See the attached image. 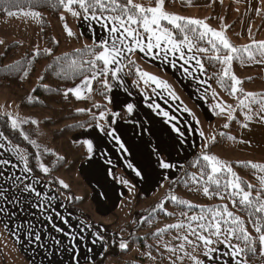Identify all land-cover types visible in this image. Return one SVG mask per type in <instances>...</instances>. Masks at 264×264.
<instances>
[{
  "label": "rangeland",
  "instance_id": "rangeland-1",
  "mask_svg": "<svg viewBox=\"0 0 264 264\" xmlns=\"http://www.w3.org/2000/svg\"><path fill=\"white\" fill-rule=\"evenodd\" d=\"M135 2L145 6H155V0H135ZM217 3L221 6H218ZM215 6L216 8L213 9ZM164 9L170 14L203 20L211 28L218 31L225 29L228 39L236 47L250 45L253 40H264V0H165ZM31 12L38 11L20 9L13 12L16 15L0 16V40L20 41L25 47L35 50L44 48L45 44L41 38L39 26L42 13L38 12L40 14L38 18L25 15V13ZM61 16L65 17V19L61 20ZM48 20L52 25L55 38L64 40L62 51L94 44V41L98 42L101 37H107V31L99 24L95 22L93 24L82 17H73L64 9L57 18L48 15ZM163 22L166 21H162V25H165ZM65 23L75 33L74 36L70 37L67 35L64 29ZM156 51L164 53L163 48ZM155 54L159 55L158 53ZM156 55L155 59H151V54L147 55V58L139 50L125 53L122 63L119 65L123 69L119 73V79H113L111 75L107 77L111 85L107 95L102 96L93 91L88 92L82 87L83 98L88 99L93 105L104 104L107 106L102 111L108 113L107 122L111 123L98 119V124L105 127L108 126L107 128L109 129H106V131L115 129L129 151L125 153L118 149L119 146L115 140L107 136L104 131H101L96 124L74 136L77 141L83 143L91 140L93 152L89 153L90 156L84 166L72 173L52 171L53 159L64 155L65 151L62 147L54 144L50 130L43 124V119L50 115L51 110L24 108L21 105V98L24 92L13 93L8 88L0 87V117L8 118L5 114H11L13 118L19 121L17 129L20 135L23 132L29 137V140L24 139L26 142L24 145L12 141L4 134V137L7 138L5 140L17 146L19 151L25 153L27 157L29 156V145L35 148L40 147L44 152H53L52 159L48 155H44V152H39L36 157L37 166L43 163L50 169L47 174L42 172L43 175H48L47 179L54 180L57 188H62L64 190L62 192L66 197L70 198V201L75 196L82 197L88 192L91 193V201L81 204L80 209L90 214L93 222H96L97 229L111 236H114L117 232L116 223H125L131 219L133 211L128 206V201L134 200L139 192H142L134 185L136 181L130 175V168L127 167L128 163H138L142 172L148 174L152 181L162 179L161 183H163L166 179L175 177L178 171V164H175L177 161L188 158L196 151L206 152L211 143L219 138H224L222 143H218L213 147V151L209 153L210 155H215L222 161H226L231 165L233 172L238 176H244L254 185L261 187L259 177L264 176V171L253 169L249 165V162L264 164V121H261L259 116L256 115L259 105L255 104L252 106V119L246 120V110L238 106V98H243L242 93L227 95L218 85L213 84L212 86H207L203 92L202 102L205 101L203 105L206 108L204 113V109L186 94L172 74L155 66L156 64L153 62L158 63L160 59ZM130 58H134L139 67L136 66L135 68L127 65ZM167 59H171V52L167 54ZM163 60L166 59L163 58ZM261 60H264V57L256 53V59L247 63L244 62L243 66H240L239 63L234 64L235 62L232 61L231 70L243 82L242 85L238 86L243 89V92L264 93V63L259 62ZM44 65L45 63L40 65L34 82L28 86L29 89H32L37 84ZM133 69H140L143 72L155 75L160 80L166 81L170 87L164 89L157 87L151 81L145 83L139 74L135 78H130L128 71ZM253 77L254 79L250 80ZM245 79L249 80L245 81ZM81 83L73 85L71 88L81 85ZM131 90L135 96H133ZM213 92L216 93L215 96H213ZM206 94L211 96L210 102ZM139 102L142 105L135 109L134 115L138 118L136 120L127 113L125 106L127 103L137 106ZM217 103L232 105L235 109L233 119H228L227 112L219 114V109L214 107ZM149 104L159 105V109H156L158 110L156 120L154 115L152 117L148 116V113L144 110ZM208 106L209 108L211 107L212 115ZM164 111L169 113L168 117L162 115ZM113 112L120 113V115L113 117L111 115ZM109 117H111L110 120H108ZM9 121L11 123V120ZM32 121H36V123H32ZM226 123L229 125L227 128L224 127ZM245 123L248 124L247 128L242 126ZM174 128L179 129V131L174 130ZM133 129L135 130V137H133L131 132ZM0 132L4 133L1 120ZM221 134L224 136H221ZM236 135H238L237 138ZM21 136L23 137V135ZM212 137H215V139L213 140ZM230 137H234V139ZM30 141H35V144L30 143ZM0 143H3V138H0ZM113 145H115L114 148H112ZM137 146L149 150L151 155L144 156ZM7 149L9 148L6 146L0 149V157L9 160L10 164L14 162L16 167L13 172L19 173L23 163L17 159L15 151H8ZM154 149L158 150L160 158L165 159L174 167L170 169L160 168L157 152ZM111 157H113V160ZM98 163L103 166L102 168L99 167L103 178H108L111 184L117 182L127 189L126 195L117 202V204L121 202L120 205L114 208L110 216L109 213H102L104 211L101 212L98 207L100 205L99 200L102 201V197H106L105 192L110 191L111 193L110 187L105 183L103 185L98 184L90 175L92 167ZM242 163L248 164L246 170L240 167ZM121 178H128V181L132 183L130 185H134L131 191L129 186H125L120 182ZM60 180L67 183L69 188H63L58 182ZM105 204L112 205L113 200H109L106 197ZM136 250L135 248L133 251ZM185 250L192 252L190 247L185 248ZM193 254L199 256V258L202 255L200 250ZM178 257H182V259H178ZM261 259V261H264V257ZM171 260H177V264H193V261L188 256H185L183 252L180 256H176ZM118 261L117 257H106L99 264H119Z\"/></svg>",
  "mask_w": 264,
  "mask_h": 264
},
{
  "label": "snow or ice",
  "instance_id": "snow-or-ice-1",
  "mask_svg": "<svg viewBox=\"0 0 264 264\" xmlns=\"http://www.w3.org/2000/svg\"><path fill=\"white\" fill-rule=\"evenodd\" d=\"M164 4L165 0H155V6H145L135 2V0H57V5L62 7L64 11L69 12L73 17H82L89 22H95L107 31V37H101L98 42L94 41L93 45L85 46L87 53L93 57L91 60L83 62L89 65L92 70L91 75L86 76L81 85L68 88L64 92V96L67 97L69 93H72L77 99H82V87L88 92H91L93 90L92 82L98 79V77H104L102 81L103 87L110 90L111 85L107 77L110 74L113 79H119V73L123 71L119 65L122 63L125 53H131L136 50L147 55L153 53L154 49L163 48L165 59H167V54L169 52L173 54L179 52L185 64H188L191 60H195L200 70L204 71V64L201 59H198L196 55H189L187 59H185V52L183 49L186 48L188 52L208 54L210 46L212 54L208 56L209 60L216 61L222 65L221 72L218 76V83L222 87L226 86L232 95H236L238 92L242 93L243 98H238V106L246 110V120L252 119V106L258 104L259 109L256 115L259 116L261 121H264V94L243 92V89L238 87L242 85L243 82L231 71L232 61L238 58L236 55L238 53L241 54L239 57L241 59L246 55L248 60H255L256 53L264 57V40H253L250 45L236 47L228 39L225 29L218 31L211 28L203 20L170 14L165 11ZM6 11L8 16L16 15V13H13L11 10L6 9ZM25 15L38 18L40 14L38 12H31L25 13ZM64 19L65 17L61 16V20ZM162 21H166L167 26L162 25ZM64 29L68 36L71 37L75 35L66 23ZM203 41H206L205 46H201V42ZM0 43H2V41H0ZM45 51L49 54L51 53V49H46ZM80 51L81 50H77V52ZM36 54L38 55L39 51H37ZM129 62L134 63L132 61ZM259 62L264 63V60ZM70 66H77V61L72 60ZM79 66L83 67V64ZM184 71L188 72V69L185 68ZM137 72L145 83L151 81L156 84L157 87H162L164 89L170 87L166 81L160 80L155 75L143 72L140 69H137ZM25 75H27V73H25ZM226 80L229 81V83L226 84ZM215 95L216 93L213 92V96ZM176 98L178 99V97ZM125 107L129 115L133 113L134 105L132 103H127ZM148 107L152 108L154 111L159 109V105L154 106L149 104ZM214 107L219 109V114L227 112L228 119H233V112L235 109L232 105L217 103ZM5 115L11 120L12 128L17 129L19 127L18 119L13 118L11 114L6 113ZM107 115L108 113L101 111L99 113V119L107 122ZM111 115L117 117L120 113L113 112ZM162 115L168 117L169 113L164 111ZM32 123H36V121H32ZM228 126L227 123L224 125L225 128ZM242 126L247 128L248 124L245 123ZM97 127H99L101 131H104L107 136L112 137L121 151L125 153L129 151L125 143L121 140V137L117 135L115 129L106 131L105 126L100 124H97ZM174 130L179 131V129L175 128ZM21 135H23L25 140H29V137L23 132H21ZM201 135H203V133H201ZM0 138L7 139L4 137L3 132H0ZM230 138L234 139V137ZM212 139L214 140L215 137H212ZM9 143L11 142L9 141ZM30 143L35 144V141H30ZM84 143L87 145V151L92 153V141L87 140L84 141ZM3 148H5V145L0 143V149ZM7 150L16 152L17 159L23 163V173H32L33 169L29 166V160L25 153L19 151L18 147L15 145ZM154 151L157 152L160 168L170 169L174 167V165L170 164L165 159L160 158L158 150L154 149ZM60 159H62V157ZM201 161H203L204 164L199 169L200 180H197L195 174L190 175V180L193 183H199L200 181L204 182L202 185L203 195L209 198L216 196L220 199H224L225 197L221 194V190L223 189L226 192L228 189H231V195L238 196L241 205L252 207L255 213L264 214V176L259 177L261 187L256 191L255 197H253L254 186L248 184L247 189L243 187L240 177L233 172L231 165L226 161H222L217 156L210 155L203 151L201 156L194 162L193 167L199 166ZM10 163L11 162L7 159H0V215L12 219L16 215V212L23 211L25 207L30 206L33 209H38L41 216L51 224L56 232L63 233L66 236L69 235L63 228L53 223V217L51 215L45 216V213L51 206V202L55 200L56 197L49 196L46 192L38 191L35 187V185L39 183L38 180L34 178L30 180L26 175H17L13 171H8V165ZM249 165L253 169L264 171V164L249 162ZM11 166L12 168L16 167L15 164ZM38 166L45 174L49 173L50 169L43 163H40ZM127 167L132 169L137 177L142 176V171L134 167L132 163H128ZM223 172L228 173L232 178H221L220 174ZM58 182L63 188H69V185L63 180ZM120 182L125 186H129L130 191L134 187V185H130L129 181L126 179L121 178ZM210 185H215V189L211 188ZM29 197H35V200H30ZM170 199L177 201L179 204L186 205L189 209L198 207L192 205L188 201L179 200L175 195L171 196ZM232 203L233 206H235L237 201L233 200ZM159 207L163 208L164 205L161 204ZM56 215H59V213H56ZM181 215L187 218L186 224L176 223L168 225V227L183 229L186 234L176 237V239L182 241L177 247H168V245H165V247L173 254H175L177 250L183 252L185 256H188L193 261V264H205L203 259L193 254L198 250L201 251L203 257L207 258L209 261H214L217 258L216 253L219 251L216 247L218 244L224 245L225 248L229 249V251L223 253V255H229L234 261V264H248V260L244 257H246L248 253L255 254L257 251L255 247L257 241L252 239L251 234L244 225V221L241 220L240 217L235 216L234 213L228 209L227 205L217 209H204L201 207V212L198 215H189L187 212L182 211ZM62 223L67 225L68 220L63 219ZM252 223L255 226V232L258 234L259 254L261 257H264V215L253 220ZM25 227L27 228V238L29 242H32L34 239L39 247L44 248L45 244L40 243L42 239L40 231H34V225L30 221L27 222L26 225H17L18 229ZM71 238L75 241L76 235L73 234ZM51 239L55 240L57 246L61 244L59 239H55L54 237H51ZM233 240L239 241L240 243H233ZM186 245L192 249V252L185 250ZM120 247L125 249L128 245L121 242ZM71 250L73 253L75 252L74 248ZM150 255L149 253V256ZM178 259H182V257H178ZM173 264H175V261H173Z\"/></svg>",
  "mask_w": 264,
  "mask_h": 264
},
{
  "label": "trees",
  "instance_id": "trees-1",
  "mask_svg": "<svg viewBox=\"0 0 264 264\" xmlns=\"http://www.w3.org/2000/svg\"><path fill=\"white\" fill-rule=\"evenodd\" d=\"M217 4L221 6L219 3ZM6 9L12 12L20 9L41 12L39 26L41 38L45 46L44 48L35 50L25 47L20 41L0 40L2 41L0 43V87L8 88L13 93L24 92L21 98V105L24 108L51 110L50 115L43 119V124L50 130L54 144L62 147L65 151L64 155L53 159L52 171L75 172L86 163L90 155L86 145L81 141H77L74 136L98 124L99 113L106 109L107 106L104 104L93 105L88 99H77L72 93H69L65 97L64 92L68 88H71V86L82 82L86 76L91 75L92 70L89 65L83 62L91 60L93 57L85 50L86 45L77 49L62 51V43L64 40H57L55 38L52 25L48 20V15L57 18L63 10L62 7L57 5V0H0V16L7 15ZM163 23L167 26V22ZM205 44L206 41L201 42V46H205ZM46 49H51V53H47L45 51ZM77 50L81 51L77 52ZM37 51H39L38 55L36 54ZM195 54L204 64V73L207 76L209 85L216 84L225 94L230 95L231 93L228 88L226 86L222 87L218 83V76L221 72L222 65L216 61L209 60L208 56L212 54L210 46L208 54ZM236 55L238 58L233 60L235 62L234 64L239 63L240 66H243L245 64L244 62L247 63L250 61L246 55L242 59L239 58L241 54L238 53ZM72 60L77 61V66H70ZM129 60L134 63L128 62L127 65L135 68L136 66L139 67L134 58H130ZM44 63L45 65L37 84L32 89H29L28 86L34 82L40 65ZM81 64H83V67L79 66ZM128 73L130 78L138 76L136 69L130 70ZM103 79L104 77H98V79L92 82V91L102 96L109 93L103 87ZM253 79L254 77L250 78V80ZM226 82L229 83L227 80ZM136 88L138 89L137 86ZM257 94L264 93L258 92ZM206 97L210 102L211 96L206 94ZM0 120L4 134L9 139L18 144H26L18 129L12 128L7 117L2 116ZM107 127L105 129H109ZM222 134L221 136H224ZM237 137L238 135H236ZM223 141L224 138L215 140L210 144L206 153H211L213 147ZM39 152L44 151L40 147L35 148L29 145V166L32 167L36 175L40 176L49 185L57 188L56 182L47 179L46 177L49 176L43 175L37 166L36 157ZM201 153L196 151L183 160L178 174L173 178L163 181L150 195L139 192L134 200H129L128 206L133 211V216L125 223H116L117 232L114 236L97 229L96 222H93L90 214L80 209L81 204L91 201V193L88 192L82 197L74 195L75 197L68 204L69 209L79 217L91 222L94 229L99 231L107 241V248L104 254L94 264L101 263L106 257H117L119 264H173L171 259L180 256L182 252L177 250L173 254L167 250L165 245H168V247H177L182 241L176 239V237L183 236L186 233L183 229L169 228L168 225L176 223L186 224L187 218L181 215L182 211L187 212L189 215H198L201 212V207L204 209H217L222 208L224 205H227L228 209L235 216L240 217L244 221V225L251 234L252 239L257 241L255 244L257 249L256 253H248L245 258L250 262L257 259L259 256L258 234L255 232V226L252 221L264 214L255 213L252 207L241 205L239 203V197L231 195V189H228L226 192L223 189L221 190V194L225 197L224 199L216 196L209 198L203 195L202 185L204 182L193 183L190 180L191 174H195L197 180H200L199 169L203 166L204 162L201 161V164L196 167H193V164L201 156ZM53 154V152H44V155H48L51 159L53 158ZM61 157L62 159H60ZM240 167L246 170L248 164L242 163ZM220 176L221 178H232L226 172L221 173ZM239 177L242 186L246 189L248 184L254 186L253 197H255L256 191L260 189V186L250 183L244 176ZM129 184L131 183L129 182ZM210 187L215 189V185H210ZM57 189L64 191L62 188ZM173 195L178 197L179 200L188 201L198 207L189 209L186 205L171 200L170 197ZM233 200L237 201L235 206H233ZM161 204L164 205L163 208L159 207ZM121 242L126 243L128 247L122 249L120 247ZM233 243L240 242L233 240ZM187 247L186 245L185 248ZM135 248L137 250L133 251ZM149 253L151 254L150 256ZM174 261L175 264L178 263L177 260Z\"/></svg>",
  "mask_w": 264,
  "mask_h": 264
},
{
  "label": "crops",
  "instance_id": "crops-1",
  "mask_svg": "<svg viewBox=\"0 0 264 264\" xmlns=\"http://www.w3.org/2000/svg\"><path fill=\"white\" fill-rule=\"evenodd\" d=\"M92 23L94 24V22ZM156 50L157 49H154L153 53H150L151 59L156 58L155 53L159 54L156 55L157 57H160L158 63L153 62L156 64L155 66H158L172 74L174 79L178 82L186 94L192 98L195 103L201 106L204 109L203 112L205 113L206 108L203 105L205 101L202 102V96L206 87L209 86V81L204 71L200 70L195 60H191L188 64H185L184 60L181 59L179 52L175 54L171 53V59L163 60V58H165V54L163 52L159 53ZM183 50L185 52V59H187L189 55H196L194 52H188L186 48ZM143 54L146 55L145 53ZM185 68L188 69V72L184 71ZM131 93L135 96L132 90ZM139 105H142L141 102L137 103V106L134 105L133 113L130 114L133 116V119L136 120H138V118L134 115V112L136 108L138 109ZM208 109L212 115L211 107L209 108L208 106ZM144 110L148 113V116L152 117L154 115L155 120L158 117V110L154 111L149 107L144 108ZM131 132L133 137H135V130L133 129ZM3 143L8 148L13 146L5 139H3ZM114 147L115 145L112 146V148ZM139 151L146 157L151 155L150 151L146 150L144 147L139 148ZM111 158L113 160V157ZM0 159H4V157H0ZM183 160L175 163L178 164V171L176 175L180 170ZM12 164H14V162ZM12 164L8 165V171H15V168H11ZM133 166L141 170L138 163H134ZM99 167L102 168L103 166L100 163L94 165L90 171V175L98 184L103 185L105 183L110 187L111 193L110 191H107L105 192V195L109 198V200H113V204L106 205V197H102L103 200H99L100 205L98 206L101 212L104 211L102 213H109L110 216L112 215L114 208L120 205L121 202H119V204H117V202L126 195L127 189L117 182L111 184L108 178H103L102 173L99 171ZM22 169L23 167H21L20 172L16 174L22 176L26 175L30 178V180L32 178L38 180L39 183L35 185L38 191L46 192L49 196L56 197V199L51 202V206L45 213V216L51 215L53 217V223L63 228L65 232L69 233V235L66 236L63 233L56 232L52 228L51 224H49L47 220L41 216L40 211L38 209H33L30 206L25 207L23 211L16 212V215L12 219H9L7 216L0 215V264H94L104 254L107 248L106 239L101 233H99V231L94 229L91 222L79 217L69 209L68 204L70 202V198L66 197L62 191H59L56 187L49 185L45 180L38 177L33 172L23 173ZM103 172L105 173V171ZM130 175H132L136 181L134 185H136L146 195L153 193L162 182V179L152 181L150 179L151 177H148V174L143 172L141 177H137L132 169H130ZM29 199L35 200V197H29ZM56 213H59V215H56ZM63 219L68 220L67 225L62 223ZM29 221L34 225V231H40L42 237L40 243L45 244L44 248L39 247L38 243L35 242L34 239L32 242H29L26 227L20 229L17 228V225H26ZM102 222L104 223V221ZM73 234L76 235L75 241L71 238ZM51 237L59 239L61 244L57 246L55 244V240L51 239ZM216 247L219 251L216 253L217 258L214 261H209L202 255L200 259H203L205 264H234V261L229 255H223V253L229 251V249L225 248L224 245L219 244L216 245ZM73 248L75 249L74 253L71 250ZM261 258L262 257L259 254L255 261L250 262L248 260V264H264V261H261Z\"/></svg>",
  "mask_w": 264,
  "mask_h": 264
}]
</instances>
